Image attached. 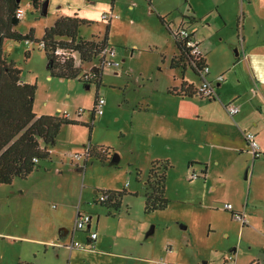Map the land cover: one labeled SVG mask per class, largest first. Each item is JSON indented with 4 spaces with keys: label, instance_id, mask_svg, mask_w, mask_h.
<instances>
[{
    "label": "rangeland",
    "instance_id": "obj_1",
    "mask_svg": "<svg viewBox=\"0 0 264 264\" xmlns=\"http://www.w3.org/2000/svg\"><path fill=\"white\" fill-rule=\"evenodd\" d=\"M46 1L47 15L29 0L21 1L25 17L14 30L22 37L33 33L34 41L5 39L3 53L21 71V82L36 86V115L59 118L67 113L78 123L61 129L56 145L50 148L51 160L41 161L26 179L0 185V264H223L238 234V226L223 210L229 204L227 190L239 184V178L247 188L254 166L250 163L247 169L248 181L246 169L233 180L213 181L219 189L215 193L205 187V176L195 166L190 169L197 170L199 178L190 181L186 159L190 154L194 158L208 155L202 142L211 132L196 118L163 121L160 112L190 116L202 112L207 102L181 101L169 94L180 86L178 79L183 74L171 68L176 44L161 37L165 34L168 39L169 33L153 4L133 0V8L138 7L134 12L124 7L123 14L115 8L122 20L114 22L108 41L115 45L121 67L106 68L101 84L93 80L87 88L84 77L93 64L83 63L76 78L54 75L47 68L43 35L57 20L76 12L89 22L80 28L81 36L87 41H103L108 23L99 10L112 1L98 0L95 7L88 6L91 0ZM150 10L153 15H148ZM176 61L182 65L179 57ZM184 63L186 76L198 87L200 80L190 69L193 67ZM194 86L189 87L193 94ZM98 97L105 101L102 116L93 112ZM80 110L83 112L77 116ZM86 148L102 154L85 164V159L75 157ZM115 156L119 162L112 165ZM227 161L237 165L233 158ZM154 162V172L159 173L169 164L165 195L169 205L164 211L147 214L145 196ZM212 168H218L215 155ZM105 193L120 202L118 209L110 203L96 204ZM77 210L93 217L92 231L99 236L95 250L47 251L45 245L30 240L58 241L64 229L70 236L59 241L70 242ZM152 228L154 232L148 236ZM75 235L74 240L85 245L87 234L77 231Z\"/></svg>",
    "mask_w": 264,
    "mask_h": 264
},
{
    "label": "crops",
    "instance_id": "obj_2",
    "mask_svg": "<svg viewBox=\"0 0 264 264\" xmlns=\"http://www.w3.org/2000/svg\"><path fill=\"white\" fill-rule=\"evenodd\" d=\"M111 1L112 4L105 5L99 10L102 13L101 16L109 11L115 14L116 17L111 21L110 29L116 20L117 22L122 20L115 8L123 14L124 7L133 12L138 7L137 5L135 9L133 8L135 5L133 0ZM157 1L159 0H151V3L158 17L166 21V26L164 24L163 26L169 33L168 39L163 37L165 34L161 37L166 43L176 44L174 55L171 58V68L173 58L181 54L173 32L187 29L194 34L195 41L203 53L204 62L211 70L208 80L215 86L218 95V100L212 101L193 94L189 87L194 86V82L186 76L188 69L182 62L183 66L179 65V68H175L181 70L183 74L181 79H178L180 86H175L177 90L172 92V89L169 94L181 101L207 102L204 103L206 108L200 113H190V116L188 113L186 115L177 112L171 114L166 110L167 112H160L161 119L165 121L168 117L176 120L186 117L196 118L209 129L211 135L202 142L209 151L208 155L204 158H194L190 154L186 163H189V174L190 168L195 166V169L205 176V187L214 193L219 190L218 184L213 182L216 179L233 180L236 175L239 177L246 169L247 179L245 178V181H248L247 169L250 163H253L248 191L244 183L240 184V178L239 184L227 190L229 197L226 201L233 205L236 212L244 214L246 224L242 225L237 222L228 212L230 221L238 226V234L237 242L233 244L234 248L231 253L225 256L223 264L231 254L235 255L234 264H264V0H162L158 3ZM99 3L98 0H91L88 6L95 7ZM85 9L86 11L93 10V8ZM81 10L76 11L81 12ZM140 11V14H144V10ZM126 13L128 15V12ZM147 13L148 15L154 14L152 10ZM75 14L78 13L75 12L66 17H73ZM128 25H132V20L128 22ZM108 44L115 47L109 41ZM190 69L201 83L195 70ZM218 76L224 77L221 83L216 81ZM194 88H197L196 84ZM253 88H256L255 94L252 93ZM230 104L239 108V113L234 117L226 109ZM212 133L217 135L213 136ZM247 133H254L259 143L262 154L259 159L254 160L253 158L245 139ZM214 155L218 166L215 170L212 168ZM230 158H233V162L237 165H228L227 160ZM197 170L195 173L198 174ZM92 224L90 231H92ZM90 231H83L87 234L85 244L89 243ZM73 232L70 242L76 236ZM69 236L70 232L62 229L58 241L30 240L45 245L47 251L49 248L68 250L66 246L70 242L62 244L59 240L65 241ZM98 240H96L95 247Z\"/></svg>",
    "mask_w": 264,
    "mask_h": 264
},
{
    "label": "trees",
    "instance_id": "obj_3",
    "mask_svg": "<svg viewBox=\"0 0 264 264\" xmlns=\"http://www.w3.org/2000/svg\"><path fill=\"white\" fill-rule=\"evenodd\" d=\"M29 1L35 9L39 10L44 3L43 0ZM147 1L150 5L152 4L151 0ZM20 3L18 0H0V185L2 186L11 185L15 178H28L39 167L41 161L51 160L50 148L56 145L61 129L65 125L78 123L70 118L67 113L59 118L49 115L37 117L34 112L36 86L22 84L21 71L15 68L13 63L8 62L3 53L5 39L34 41L33 33L22 37L14 30L20 22L17 17ZM159 19L166 26L164 18ZM110 23L108 22L107 36L103 41L94 39L87 41L80 37V28L83 25H88L89 22L78 18V14L57 20L52 27L46 29L41 43L44 45L43 48L49 60L47 68L61 78L78 77L81 67H76L73 60L60 63L54 56V52L58 49H69L79 54L82 63H92L110 46L108 44ZM173 35L181 53L179 59L182 60L181 62L186 61L190 64L192 59L188 56L189 51L186 49L184 41L176 32H173ZM204 64V61L197 64V70L200 71ZM172 68H179L176 58H173ZM102 72L99 70L94 73L99 84H101ZM86 87L89 86L86 85ZM186 95L189 96L190 94ZM80 115L77 114V116ZM96 151L90 148V154L85 160V164L96 154H102L98 151L96 153ZM154 164L156 162L152 164L150 170L148 193L145 196V213L147 214L154 211H164L169 205L165 197L167 165L169 164L164 167L163 173L154 172ZM113 201L114 203L110 204L118 209L120 202L114 196Z\"/></svg>",
    "mask_w": 264,
    "mask_h": 264
},
{
    "label": "built area",
    "instance_id": "obj_4",
    "mask_svg": "<svg viewBox=\"0 0 264 264\" xmlns=\"http://www.w3.org/2000/svg\"><path fill=\"white\" fill-rule=\"evenodd\" d=\"M17 17L19 20H21L22 18L25 17V13L23 11V9H19L17 11ZM115 14L112 11H109L107 13H104L102 15V20L104 22H111L115 19ZM177 35H179V37L181 38V40L184 41L185 47L186 49L189 51V58L192 59V62L190 63V65L194 68L195 72L198 74L199 78L201 79V83L200 85L195 89V94L198 97L204 98V99H208V100H218V95L216 93V89L215 86L209 82L208 80V75H210V68L209 66L205 63L202 66V69L200 71L197 70V64L201 63V61H204L203 58V53L200 51L199 49V45L198 43L195 41V37L194 34L192 32H190L187 29H180L177 32ZM42 47H44V45H42ZM117 50L116 47L113 46H108L91 64H93L92 68H97L98 71L100 70H105L106 68H113L115 67L120 68L121 67V63L119 61L116 60V55H117ZM54 56L57 58V60L60 63H65L66 61H70L73 60V62L75 63V66L77 67V65L79 64L81 67V65L83 64L80 60L79 54L77 52H73L70 51L69 49H58L57 51L54 52ZM91 68V69H92ZM197 70V71H196ZM84 80L86 82V84L89 86L90 83H92L93 80L95 79V75L93 72L89 71L86 76L84 77ZM224 80L223 76H218L216 81L221 83ZM252 93L255 94L256 93V88H253ZM104 105H105V101L103 100V98H97L95 100V104H94V108H93V112L95 115L98 116H102L104 115ZM227 112L234 117L235 115H237L239 113V108L236 105H228L226 107ZM82 110L79 111V115L82 114ZM245 139L249 144V147L251 149V153L253 155L254 160L259 159L262 154L260 152V146L259 143L256 140V137L254 135V133H247L245 135ZM90 154V148H86L85 149V153L82 155H76V159L78 160H83V159H87L88 156ZM37 162V161H35ZM190 181L196 180L198 179V174L195 172H191L190 171ZM108 203H114L113 201V196L112 194H103L99 200L97 201L96 204H108ZM223 210L229 212L232 217L237 221L240 222L242 225L246 224V219L244 217L243 213H238L235 211L233 205L231 204H225L223 206ZM93 223V217L91 215L88 214H82L79 210L77 211V215H76V224L74 225V232L73 234L75 235V233L77 231L79 232H83V231H90V226ZM89 243L82 245L81 243H79V241H75L74 239H72V241L66 246V248L70 251L79 249L80 251H85V250H95V243L96 240H98V234L95 232L90 231L89 232ZM234 260H235V255L231 254L228 259L225 261V264H234Z\"/></svg>",
    "mask_w": 264,
    "mask_h": 264
},
{
    "label": "water",
    "instance_id": "obj_5",
    "mask_svg": "<svg viewBox=\"0 0 264 264\" xmlns=\"http://www.w3.org/2000/svg\"><path fill=\"white\" fill-rule=\"evenodd\" d=\"M18 2L20 3L21 0H18ZM47 4H48V1H46V3H44L43 6H42L43 11H44V14H46V12H47ZM91 72L96 73V72H98V69H97V68H92V69H91ZM87 88H89V87H87ZM117 162H119V157H118V156H115V157L112 159V162H110V163H112V165H113V164H117ZM80 170H81V169H80ZM81 171H82V170H81ZM245 178L247 179V174H246ZM183 229H185V227H183ZM153 232H154V230H153V228H152L151 231L148 233V236H151V235L153 234Z\"/></svg>",
    "mask_w": 264,
    "mask_h": 264
}]
</instances>
